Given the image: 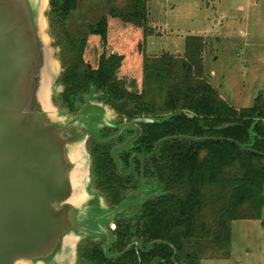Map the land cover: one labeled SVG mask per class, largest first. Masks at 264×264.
I'll use <instances>...</instances> for the list:
<instances>
[{"label": "trees", "instance_id": "trees-1", "mask_svg": "<svg viewBox=\"0 0 264 264\" xmlns=\"http://www.w3.org/2000/svg\"><path fill=\"white\" fill-rule=\"evenodd\" d=\"M82 1L49 0L47 16L62 63L56 82L62 91L54 103L75 114L85 96L94 93L116 113L118 125L158 121L139 123L140 137L116 151L120 173L132 168L129 176L116 172L111 150L132 130L106 143L90 138L87 150L91 186L108 209L133 202L141 177L144 184H157L161 193L144 195L127 208L131 216L116 219L107 254L100 243L79 247L78 264H200L203 252L228 257L231 226L259 220L264 206V98L247 108L224 99L205 75L201 36L186 37L181 55H147L152 0H102L104 13L97 21L84 18L70 27ZM114 133L100 131L98 137ZM177 136L215 140L165 142L141 164L158 141Z\"/></svg>", "mask_w": 264, "mask_h": 264}, {"label": "water", "instance_id": "water-1", "mask_svg": "<svg viewBox=\"0 0 264 264\" xmlns=\"http://www.w3.org/2000/svg\"><path fill=\"white\" fill-rule=\"evenodd\" d=\"M46 6L47 0H0V264H75L78 244L98 238L105 240L107 254L106 228L117 213L136 205L142 192L134 202L108 209L90 190L87 142L106 143L133 130L132 137L111 151L120 174L116 151L140 137L139 123H158L144 118L111 126L104 108L90 103L65 120L52 102L59 70L46 34ZM105 128L116 133L100 140ZM174 140L215 139L164 138L141 162Z\"/></svg>", "mask_w": 264, "mask_h": 264}, {"label": "rangeland", "instance_id": "rangeland-1", "mask_svg": "<svg viewBox=\"0 0 264 264\" xmlns=\"http://www.w3.org/2000/svg\"><path fill=\"white\" fill-rule=\"evenodd\" d=\"M121 2L118 0V4ZM48 12L49 0L44 12L46 34L60 75V49L54 46L56 39L50 30ZM103 13L102 0H83L79 10L70 19V27L81 25L80 19L84 18L95 19L94 23ZM148 22L152 32L147 38V55H181L186 37L201 36L206 41L203 54L205 75L224 99L236 108H247L260 93L259 98H264V0H152L148 4ZM112 30L117 33L116 27H112ZM130 38L127 37L126 43H129ZM128 47L126 44L125 49ZM61 91L57 83L51 90L55 106L54 101ZM86 103L104 108L110 125H118L116 113L99 100L98 94L86 95L79 110ZM56 107L65 120L76 116L77 112L68 114L58 105ZM96 112L102 113L100 110ZM152 184L147 190L159 195L161 192L158 185L154 182ZM129 216L127 210L114 216L106 228L110 235L109 246L115 240L116 219ZM87 242L105 246L103 238L81 241L77 246L75 264H78V248ZM200 264H264V206L259 220L236 222L231 226L228 257L211 258L209 253L203 252Z\"/></svg>", "mask_w": 264, "mask_h": 264}, {"label": "flooded vegetation", "instance_id": "flooded-vegetation-1", "mask_svg": "<svg viewBox=\"0 0 264 264\" xmlns=\"http://www.w3.org/2000/svg\"><path fill=\"white\" fill-rule=\"evenodd\" d=\"M106 130H112V131H114L115 133H116V130H113V129H110V128H105V129H103V130H101V131H103V132H105ZM133 131V130H132ZM114 133V134H115ZM113 134V135H114ZM134 135V131H133V134L130 136V137H132ZM112 136V135H111ZM120 136V135H119ZM130 137H128L127 139H129ZM106 139V138H105ZM126 139V140H127ZM125 140V141H126ZM124 143V142H123ZM122 145V144H121ZM121 145H119V146H121ZM129 146V145H128ZM116 147H118V146H116ZM115 148V147H114ZM113 148V149H114ZM112 149V150H113ZM111 150V151H112ZM134 157V156H133ZM132 158V157H131ZM131 158H130V160H129V165L132 167V161H131ZM145 162V161H144ZM141 164H142V162H141ZM116 165V164H115ZM116 172H117V169H116ZM119 172H120V162H119ZM132 168L130 169V171H129V173H127V174H122V175H120V176H129L130 174H132ZM118 173V172H117ZM153 185H152V183L150 182V183H147V184H144V180H143V178L141 177L140 178V181H139V191H138V194H137V197H138V195H139V193H140V191L142 192V194H141V197H140V200L142 199V197L145 195H151L152 193H153V191L152 190H147L148 189V187L149 188H151ZM92 187V186H91ZM92 190H93V192L95 191L93 188H92ZM97 194H98V192L97 191H95ZM100 195V194H99ZM101 196V195H100ZM102 197V196H101ZM137 197H136V199H137ZM102 199H103V197H102ZM135 199V200H136ZM134 200V201H135ZM133 201V202H134ZM130 201H128V202H124V203H129ZM103 203L105 204V201H104V199H103ZM131 203V202H130ZM139 203V202H138ZM105 206H106V204H105ZM132 206H134V205H132ZM130 207V206H129ZM129 207H127V208H129ZM127 208H125V209H123V210H127Z\"/></svg>", "mask_w": 264, "mask_h": 264}, {"label": "crops", "instance_id": "crops-1", "mask_svg": "<svg viewBox=\"0 0 264 264\" xmlns=\"http://www.w3.org/2000/svg\"><path fill=\"white\" fill-rule=\"evenodd\" d=\"M118 28H119V29H120V28L122 29V26H119V25H118Z\"/></svg>", "mask_w": 264, "mask_h": 264}]
</instances>
